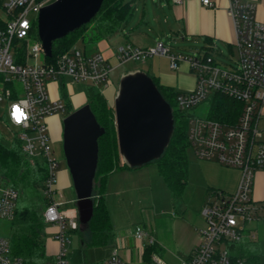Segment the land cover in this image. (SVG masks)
I'll use <instances>...</instances> for the list:
<instances>
[{
    "label": "built area",
    "instance_id": "obj_1",
    "mask_svg": "<svg viewBox=\"0 0 264 264\" xmlns=\"http://www.w3.org/2000/svg\"><path fill=\"white\" fill-rule=\"evenodd\" d=\"M54 1L0 0V9L6 13L5 19L0 18V102H4L0 126L12 127L23 154L45 167L43 192L47 205L42 216L46 225L54 227L52 237L57 250L52 264H67L64 245L69 242L68 234L76 231L80 223L76 207H63L66 201L56 188L58 160L50 145L47 119L53 114L67 115L69 111L61 93L57 98L50 96L49 83H57L58 89L69 98L65 93L67 79L70 83L105 87L109 72L117 66L127 61H145L155 55L166 56L171 69L185 63L194 74L193 87L178 90L175 103L187 120V143L195 156L239 171L232 192L211 190L200 209L204 223L198 229L199 242L180 264H249L243 258L232 256L230 244L244 238L253 239L252 224L264 217V204L252 197L255 173L264 171V142L259 140L261 131L257 125L264 101V22L256 18V4L227 0L237 52L236 59L229 65L216 63L206 50L193 55L172 54L159 41L144 48L130 42L120 44L112 64L102 52L87 53L75 45L53 58L52 54L45 55L36 33V18L40 8ZM201 3L213 6L212 0H201ZM21 47L25 56L23 61H18ZM39 56L43 57V62L38 61ZM30 58L34 59L32 63L28 61ZM214 93L241 103L233 123L209 118L208 108L204 115L195 113ZM17 106L27 117L20 122L12 115ZM17 201L18 191L6 185L0 176V219L14 217ZM131 234L138 241L140 256L145 246L156 243L153 233L142 226H135ZM117 251L114 248L102 264H127ZM151 261L167 264L155 253L151 254ZM0 264H22L20 257L10 253L9 239L2 235Z\"/></svg>",
    "mask_w": 264,
    "mask_h": 264
},
{
    "label": "rangeland",
    "instance_id": "obj_2",
    "mask_svg": "<svg viewBox=\"0 0 264 264\" xmlns=\"http://www.w3.org/2000/svg\"><path fill=\"white\" fill-rule=\"evenodd\" d=\"M161 3L162 0H134L135 8L132 18L126 24L124 23L120 30L106 36L109 43L112 46H115L117 41L122 44L126 43L123 34L124 27L127 24L128 26L135 25L144 17L148 21V26L143 25L142 32L132 34V40L136 45L145 46L153 43L155 39H158L159 42L167 46L170 52L175 55H193L197 53L196 49H199V52H203L204 49L200 48L202 44L201 40L188 38L182 34H165L172 15L168 13L169 11L166 7H161ZM166 17H168V23L163 21ZM0 18H6V13L2 9H0ZM231 30L232 34L230 33V37L234 39L233 27ZM94 32L93 25L87 26L84 30L85 37L83 39L79 38L75 46L89 52L93 48L92 41H89V39ZM220 49V54L214 53L213 55L215 62L220 65H225L236 59L237 52L235 48L227 50V48L220 46ZM147 60L127 61L109 72L106 82L114 84V89L107 98L109 105L113 106V96L120 72L130 69L146 71ZM28 61L32 63L34 59L30 58ZM38 61L43 62V57L39 56ZM180 65H183V63ZM52 83H49L50 96L57 98L60 97V93L63 95V90L60 91L58 89L57 83H53L55 86ZM85 86L84 83H70L69 79H67L65 93L67 92L69 94V100H71L72 105L73 100L75 102V100L85 99ZM54 87L55 91L53 89ZM100 88L104 95L105 87L101 85ZM53 93L54 95H52ZM3 106L4 102L1 101L0 112ZM208 107L209 102L205 101L195 110V113L204 115ZM58 115L61 122L65 115ZM13 130L12 127L5 128L0 126V137L5 142H8V139L12 138ZM259 140L264 142V132L262 133V137H259ZM50 145L53 150V155L58 160L57 171L66 169L61 139L58 141L51 139ZM186 156L188 161L187 185L184 187L180 198L173 199V196L161 178L158 177L154 163H148L141 169H136L133 172L140 174V177L137 180L138 183L136 184L135 191L130 192L131 194L129 193V197L125 198L124 202L114 204V202L109 201L108 203L107 211L113 227L112 238L101 246H86L84 241H82L85 239L86 231L85 227L81 225L77 231L68 234L69 242H66L64 245L67 264H98L114 248L118 249V256L128 264H142L140 255H135L138 241L131 234L136 225L145 226L147 230L154 233L153 235L163 250V258L169 264H180V261L184 259V253L181 252V248L183 246L197 245L200 238L196 232V228L189 224L187 220H183L182 216L187 217L186 213L197 212L202 201H206L213 188H217L219 185L231 188L239 178L238 171L231 167L221 165L214 160L198 159L189 146L186 148ZM72 190L73 188L61 189L58 191V194H61L64 199H69L72 197ZM17 204H19V200ZM69 204L65 205V207L70 206ZM184 208H187V212L182 214ZM252 226L255 228L253 229V239L261 238L263 230L260 226V221L253 223ZM10 228V220L0 219V235L6 237ZM124 235L126 238H124L123 242L118 243V239ZM246 239L244 238L243 240ZM258 264H264V253L260 254Z\"/></svg>",
    "mask_w": 264,
    "mask_h": 264
},
{
    "label": "trees",
    "instance_id": "obj_3",
    "mask_svg": "<svg viewBox=\"0 0 264 264\" xmlns=\"http://www.w3.org/2000/svg\"><path fill=\"white\" fill-rule=\"evenodd\" d=\"M134 8V0H103L99 11L89 23L53 42L52 58L70 49L79 38L83 39L84 30L89 25H93L95 31L90 39L106 37L120 30L123 24L132 18ZM24 53L25 50L21 47L18 61H23ZM152 79L171 106L174 123L168 146L158 159L150 163L156 165L158 175L171 192L173 199H177L181 197L187 184V120L176 107L175 97L178 90L161 85L154 77ZM60 87L63 89L62 83ZM84 92L85 103L89 105L96 121L104 129L98 138V159L92 190L93 214L90 221L83 225L86 233L82 241L86 246L92 247L106 244L113 236L112 223L103 198L106 179L111 172L128 167L121 163L118 153L113 106L109 105L99 86L86 85ZM62 97L68 111H72L67 95L63 94ZM208 102L207 116L228 123L235 121L241 107L240 102L219 93H214ZM8 140L5 142L0 137V176L6 185L18 191L19 200L6 236L10 243V253L20 257L22 264H52L54 255H48L45 250L46 224L42 216L47 205V197L43 192L45 167L43 163L23 154L14 134ZM260 226L263 230L261 238L230 244L233 257L243 258L249 264H258L260 254L264 253V217L260 220ZM155 249L154 244L144 247L142 258L145 264H153L151 254ZM102 262L103 260L98 264Z\"/></svg>",
    "mask_w": 264,
    "mask_h": 264
},
{
    "label": "water",
    "instance_id": "obj_4",
    "mask_svg": "<svg viewBox=\"0 0 264 264\" xmlns=\"http://www.w3.org/2000/svg\"><path fill=\"white\" fill-rule=\"evenodd\" d=\"M102 1L55 0L40 8L36 33L45 55L51 56L56 39L89 23ZM113 110L121 163L138 168L158 159L169 144L174 120L171 106L146 71L133 69L119 75ZM103 132L87 103L61 120L62 151L81 225H86L93 214V179L98 138Z\"/></svg>",
    "mask_w": 264,
    "mask_h": 264
},
{
    "label": "crops",
    "instance_id": "obj_5",
    "mask_svg": "<svg viewBox=\"0 0 264 264\" xmlns=\"http://www.w3.org/2000/svg\"><path fill=\"white\" fill-rule=\"evenodd\" d=\"M212 1H213V6L208 7V6H204L201 3V0H181V2L178 3H175L172 0H162L161 7H166L169 11L168 13L172 15V19L170 23H168L169 21L168 17H166V19H163L165 23L166 22L168 23L165 34L166 35H171L172 33L182 34L183 36H187L188 38L201 40L202 44L200 48H203L204 50L211 52L212 56L214 55V53L217 54L221 53L220 46L227 48V50H232L233 48H235L234 39L230 37V33L232 34L231 29L233 27V24L229 16V13L227 11V0H212ZM242 1L254 2L256 4V12H255L256 18L264 22V0H242ZM143 25L148 26V21L144 17H142L140 19V22L135 25L128 26L127 24L126 27H124L125 29L123 30L125 41L130 42L134 46L141 48L153 46L156 42H158V39H155L153 43L147 44L145 46L144 45L139 46L133 42L132 34L135 32H142ZM89 41H92L93 48L90 49L89 52H87L86 50L85 52L91 53L95 51H100L103 53V55L106 57L109 63L112 64L114 63V54L116 52L117 46L122 44L121 42L119 43V41H117L116 45L112 46L109 43L107 37H99V38L94 37L92 39H89ZM198 50L196 49L197 52ZM232 62L233 61L225 65H229ZM125 71L128 70H122L120 74ZM146 72L150 76L156 78L161 85L171 87L174 90H189L193 87L195 81L193 72H191L188 69L185 63H183V65H180L179 68L177 69H171L169 67L168 58L162 55H155L147 60ZM53 89L55 91V87ZM113 89H114L113 83L110 82L106 84L104 90L105 92L104 95L106 96V99L109 97V95H111ZM52 95H54V93ZM72 103L73 105L71 104V100H70L72 109H75L78 106L85 103V99L84 100L80 99L78 101L75 100V102L73 100ZM47 120H48L50 139H52L53 141L60 140L59 137L61 134V122L59 115L53 114L49 116ZM257 125L259 130L261 131V137H262V133L264 132V101L261 103L260 106V113H259ZM142 167L117 169L108 175L105 182L104 193H103V198L106 208H108L109 201L114 202V204L119 202H124L125 198L129 197V195L133 191H135L136 184L138 183L137 180H139L140 174H137V172H133V171H136V169H141ZM235 170L238 171L237 169ZM158 177L160 176L158 175ZM237 182L231 188L219 185L217 186V188H213V189H219L224 192H232L236 188ZM71 185L72 184H71L70 176L68 174V170L64 169L57 171V181H56L57 191L61 189L63 190L69 188L72 189L73 187ZM72 191H73L72 197L69 199H65L66 202L64 203L63 207H65V205H68L70 202L71 204H69L70 206L65 208L76 207L75 192L74 190ZM252 197L254 198L255 201L260 202L262 204L264 203V171L263 170H258L255 173L253 188H252ZM203 203L204 200L202 201V204L197 212H191L188 214L186 213L187 208H184L182 211L183 212L182 214L186 213L187 216V217H183L184 216L183 215L182 219L187 220L189 224L195 227L197 233H198V229L202 227L204 223L200 213V209ZM142 227L145 228V226ZM53 230H54L53 226L46 225L45 250L48 255H54L55 251L57 250V243L52 237ZM124 238H126L125 235L119 238L118 243L123 242ZM154 245H156V249L154 253L158 255L160 258H162L167 264H169L168 261L163 258V250L160 244L157 242V240ZM195 247L196 245H190L187 247L183 246L181 248V252L184 253V258L189 256ZM137 251L138 250L136 248L135 255H138ZM140 257H141V263L145 264L142 256Z\"/></svg>",
    "mask_w": 264,
    "mask_h": 264
},
{
    "label": "clouds",
    "instance_id": "obj_6",
    "mask_svg": "<svg viewBox=\"0 0 264 264\" xmlns=\"http://www.w3.org/2000/svg\"><path fill=\"white\" fill-rule=\"evenodd\" d=\"M12 115L14 116L15 120L17 122H20L22 118L26 119V114L21 110L20 107H15L14 112L12 113Z\"/></svg>",
    "mask_w": 264,
    "mask_h": 264
}]
</instances>
